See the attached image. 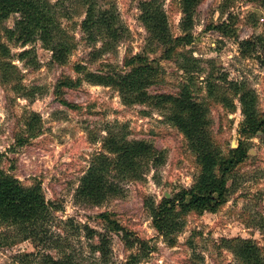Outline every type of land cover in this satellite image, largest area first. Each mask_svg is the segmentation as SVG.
Listing matches in <instances>:
<instances>
[{"label": "rangeland", "instance_id": "1", "mask_svg": "<svg viewBox=\"0 0 264 264\" xmlns=\"http://www.w3.org/2000/svg\"><path fill=\"white\" fill-rule=\"evenodd\" d=\"M40 1L70 51L63 63L39 35L18 41L19 13L0 22V168L24 188L41 190L50 244L40 247L18 226L0 222V264H43L47 256L64 264H248L224 244L236 238L254 241L264 258V135L242 133L245 107L233 87L254 96L262 117L264 0H197L190 19L183 0ZM88 1L108 13L111 29L83 30ZM151 1L166 23L157 33L142 8ZM6 30L16 33L10 38ZM183 37L191 42H175ZM243 41L257 48L241 50ZM145 67L153 71L140 72L143 87L119 83H132L133 70ZM91 75L113 81L96 84ZM186 91L206 110L207 139L220 158L242 143L249 152L228 178L227 203L215 214H179L183 229L170 246L153 226V209L192 187L201 169L176 122L189 119L177 104ZM137 143L145 149L123 172L109 149ZM96 166L109 188L88 198L80 190Z\"/></svg>", "mask_w": 264, "mask_h": 264}, {"label": "trees", "instance_id": "2", "mask_svg": "<svg viewBox=\"0 0 264 264\" xmlns=\"http://www.w3.org/2000/svg\"><path fill=\"white\" fill-rule=\"evenodd\" d=\"M152 2L142 3V8L145 13V24L148 29L157 33L163 30L166 23L162 15H157V6L152 4ZM182 3L183 13L190 19L197 0H183ZM88 4L87 19L83 23V30L87 32L91 31L93 27H98V24L108 26L111 29L112 23L109 24V22L112 19L108 13L105 11L98 13L94 3L88 1ZM16 13L23 16V19L19 21L20 28L18 30L21 31V34L18 41H21L23 44L32 43L36 41L39 35L44 47L52 51L57 61L64 63L67 52L70 51V46L59 42L60 40L57 41L54 27L55 18L51 10L42 4L40 0H0V22H2L3 18L8 19L12 14ZM184 26L188 30L193 27V24L189 21ZM6 32L8 37L11 38L16 33V30H6ZM184 41L191 42L187 37L175 40L177 43ZM166 42L171 43L170 39H167ZM257 45V42L243 41L240 47L241 50H255ZM26 55L28 53L24 56ZM262 63L264 66V61ZM130 64L132 65L133 61ZM134 70L132 72L133 76L130 78V81H133L132 83H127L129 78L120 77L118 79L119 83H126L123 86L124 89L143 87L146 83L144 82V76L140 72L146 70L153 71L150 67ZM88 78L94 80L96 84L107 85L113 81V76L101 78L98 75H91ZM70 82L69 80L63 81L62 85L69 84ZM233 87L236 94L242 93L241 101L245 107V120L242 133L248 137H253L259 132L264 135V114L262 117L257 114L254 108V96L250 93H244L243 87L237 83ZM62 104L70 108L72 107L66 101H62ZM177 104L182 111H188L189 113V119L179 117L176 119V122L179 128L185 132L188 140L195 145L201 169L199 178L192 187L182 191L176 197L164 199L153 209V226L170 246H175L177 235L183 229V223L178 218L179 214L191 212L215 214L227 203L230 194L227 187L228 178L246 160L249 152L242 143L237 149L230 150L227 158H220L221 154L213 149L207 139L208 133L203 122L206 110H203L193 101L189 91L184 92L183 98L177 101ZM142 145L138 143L120 147L117 145V147H110L112 149L109 150L119 154L118 167L123 172L126 170H128L126 172H129L130 169H133L136 158L145 149ZM1 159L2 155L0 154V162ZM97 166L101 167V164H97ZM97 166L91 168L80 190L81 195L88 198H99L109 188L104 182L106 173L104 174V170L101 172L96 171L98 170ZM47 213V203L39 187L26 189L20 181L9 176L0 168V222H10L18 226L21 234H24L28 238H34L33 240L37 241L38 246L44 247L46 244H50L49 228L46 226V223L48 224ZM100 218L114 230H121L117 222L111 220L109 215L101 214ZM224 244L236 254L241 255L248 264H264V258L254 241L236 238L225 240ZM42 263L64 264V260L59 262L47 256L42 260Z\"/></svg>", "mask_w": 264, "mask_h": 264}]
</instances>
